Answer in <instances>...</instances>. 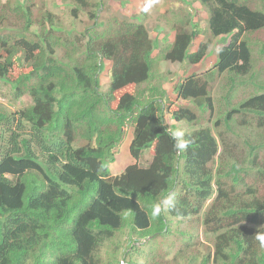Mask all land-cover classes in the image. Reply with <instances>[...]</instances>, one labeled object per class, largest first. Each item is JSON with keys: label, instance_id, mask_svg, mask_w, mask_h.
Returning <instances> with one entry per match:
<instances>
[{"label": "trees", "instance_id": "16d2710c", "mask_svg": "<svg viewBox=\"0 0 264 264\" xmlns=\"http://www.w3.org/2000/svg\"><path fill=\"white\" fill-rule=\"evenodd\" d=\"M196 1L208 8L210 36L229 38L205 71L228 78L217 102L226 100L229 110L213 125L220 151L210 128L196 127L197 115L186 106L170 116L189 124L182 138L164 119L169 101L200 113L215 106L207 78L194 68L210 41L188 53L198 33L193 27L178 29L162 58H153L156 45L145 26L118 17L125 0H52L69 24L50 9L38 10L34 21L31 4L16 7L22 29L0 15V81L14 98L31 101L0 113V264H102L95 252L121 229L153 239L166 235L169 222L195 216L215 238L211 262L204 257L199 264H264L257 239L264 235V71L252 66L244 38L264 34V10L239 0ZM31 23L40 27L37 41L26 36ZM157 60L187 63L195 74L171 81L172 93L165 92L160 79L153 81L163 75L154 70ZM248 87L246 99L230 95ZM127 125L132 163L111 176ZM182 141L191 144L174 147ZM116 250L105 264H119Z\"/></svg>", "mask_w": 264, "mask_h": 264}, {"label": "rangeland", "instance_id": "374dc122", "mask_svg": "<svg viewBox=\"0 0 264 264\" xmlns=\"http://www.w3.org/2000/svg\"><path fill=\"white\" fill-rule=\"evenodd\" d=\"M59 3V1H55ZM159 2L155 0L150 2V7L154 8V13L157 11L156 4ZM239 2L247 3L251 8L257 10H264L263 4L264 0H239ZM20 4H31L32 12L34 13V21H39L38 17V10H41L42 14L47 9L52 10V12L57 13L60 18L63 17L62 21L69 24L68 20H64L65 16L62 12V9L58 10L54 6H52V0H34V2H30V0H0V15L3 16V19L8 23L14 24L16 29H22L24 20L16 14V7ZM125 3V2H124ZM192 6L194 9V17L192 24L190 25L193 27L194 30H197L196 37L194 36L193 41L191 43V48L197 45L196 43L201 41V43L210 41V47L207 51L206 59H203L200 62V65L194 66L196 69V74L200 73L202 79L209 82V89L212 93L213 104H215L213 108V112L210 113H200L197 107L193 106L192 104L189 106L190 109L197 115V123L196 127H200L201 125H206L212 131V134L215 136L219 143V151L221 149L219 135L217 133L216 128L213 126L214 121L222 119L225 115V112L229 110L228 102L225 100L221 104V101L218 103L217 99H220L221 94L225 93L223 87L226 86L228 78L222 75H209L206 77L205 71L211 69L212 65H214V59L217 55L218 47L226 41V38H212L207 31V15H208V8L202 4H194ZM182 10H176L174 13H179ZM118 17L120 19H131L134 20V15H130L129 12L124 11V9H120ZM101 13V12H100ZM100 13L98 15H100ZM188 13V12H187ZM41 14V15H42ZM70 21V20H69ZM72 22V21H71ZM70 22V23H71ZM84 22L86 18L84 17ZM146 27H148V31L152 34L155 28V21L151 16L149 19L144 21ZM60 23V22H59ZM78 27V26H76ZM189 29V31H194L193 29ZM80 29V27H78ZM83 27H81L82 29ZM160 28V27H159ZM162 28V27H161ZM160 28V29H161ZM39 29L35 23V25L29 26L26 31V36L29 40L37 41L39 37ZM179 29V28H178ZM203 29L204 31H201ZM7 33V32H4ZM57 33V32H56ZM14 33L11 32L10 35ZM58 35V34H57ZM246 35V34H245ZM261 37V38H260ZM247 42L249 43L250 51H251V60L252 66H255L257 70L264 71V51H261L262 43L260 41L264 39V34L261 36L257 35L256 33H252L250 35H246ZM222 39V40H221ZM196 48V47H195ZM156 53V51H155ZM59 56L62 53H58ZM157 57V56H155ZM156 69H159L163 75L159 78L155 75V82L157 79L160 81H168L165 83L167 88L170 86L171 81L180 82L184 80L186 77L195 74V70L192 68V65L187 63H171V62H164L162 67L158 65V60L156 62ZM161 69V70H160ZM198 69V70H197ZM153 74V73H151ZM150 74V75H151ZM264 76V75H263ZM262 77V76H261ZM260 77V78H261ZM106 83L108 79L106 77L102 78ZM258 81V80H257ZM175 85L171 83V87ZM252 88V86H250ZM247 88L246 91L243 89L240 90H232L230 95H234L236 100L246 99V97L253 92V89ZM12 89L8 87L3 81H0V113L4 112L7 115L11 113H15L19 110L24 109L27 107L31 101L27 95L20 97L19 99L14 98L11 95ZM261 92V91H260ZM218 105H222L217 108ZM236 118V117H235ZM182 125H189L187 122H183ZM128 130L124 133L122 140L120 141L119 145H117V150H114L113 153L115 154V162L109 165L111 173L113 172H120L122 171L127 165L131 164L130 156L128 154V150L126 149V141L127 138L130 137V133L132 131L131 125H128ZM25 131L24 133H30V126L28 124H24ZM223 129L222 126L219 129ZM250 130V129H249ZM174 135L177 132L180 133L179 128L172 129ZM245 129H240V133H244ZM226 140L231 143L233 140V136L222 133ZM177 136V135H176ZM239 145V144H238ZM218 151V154H219ZM146 152V151H145ZM144 152V153H145ZM148 159V158H146ZM150 161V159H148ZM217 160V158H216ZM215 166V164H214ZM128 214V213H124ZM166 235H156L155 238L146 237V238H139V235L136 233L132 234L129 231L128 227L121 229L119 232L115 233L114 237L111 240H107L96 252L95 255L98 259L101 260L102 264H105V260L107 256L110 254L111 251H115L118 249L117 259L119 264H127L128 262H134L136 264H199L204 257H209V261L211 262L214 253V240L215 238L212 235H208L204 232V228L201 224V218L198 216L192 217L187 221H177L173 220L168 223V232H163ZM131 235V236H130ZM136 238H138L136 240ZM149 242V240H151ZM141 242L144 245H136V243ZM188 243V244H187ZM131 247H134L132 249ZM117 251V250H116Z\"/></svg>", "mask_w": 264, "mask_h": 264}, {"label": "crops", "instance_id": "0c3cea01", "mask_svg": "<svg viewBox=\"0 0 264 264\" xmlns=\"http://www.w3.org/2000/svg\"><path fill=\"white\" fill-rule=\"evenodd\" d=\"M152 1L155 2V0H125L124 11L129 12L130 15H134L135 17L134 21L143 24L147 30L148 27H146L144 21H146V19H149L151 16L153 17V20L156 23L154 32L152 31L151 34L148 31V34L150 38L154 41L156 46L154 47L155 50H153L151 56L155 58V56L160 55L162 58V54H163L161 53L162 48L172 43L174 35L177 32L178 28L189 31L188 28L191 27L190 25L192 24L194 17V9L192 8V6H195L194 4H199V3L196 0H158L159 2H157L156 4L157 11L154 13V8H151L149 5L150 2ZM176 10L177 11L182 10V11H179V13H174ZM159 27L162 28L160 29ZM200 43L201 41L197 42L196 43L197 45H195L192 48L190 45L188 49V53L195 52L197 46ZM215 61L216 60L214 59V63ZM163 63H164L163 60H158L159 67L160 66L162 67ZM198 65H200V63ZM165 83L168 82L167 81L162 82V86L165 89V92L171 91L172 93L173 86L171 87L170 84V86L167 88L165 86L167 84ZM175 105H179V103L175 102ZM168 120L169 119L166 118V121ZM169 124L171 128H174L180 126L181 122L175 123L174 121L172 122L170 121ZM120 172L117 173L113 172L112 174L116 175L119 174Z\"/></svg>", "mask_w": 264, "mask_h": 264}, {"label": "clouds", "instance_id": "9594fccd", "mask_svg": "<svg viewBox=\"0 0 264 264\" xmlns=\"http://www.w3.org/2000/svg\"><path fill=\"white\" fill-rule=\"evenodd\" d=\"M226 38V41H224V42H227L228 40H229V38L227 37V36H221V37H218V38ZM216 39V38H215ZM222 44H223V42H222ZM221 44V45H222ZM209 49V48H208ZM208 49H207V51H208ZM218 50V49H217ZM196 51V50H195ZM206 57H207V52H206V55H205V57L203 58V59H206ZM216 57H217V55H216ZM202 59V60H203ZM215 60H216V58H215ZM169 62V61H168ZM171 63H174V62H171ZM177 63H179V62H177ZM215 64V63H214ZM214 65H212V67H213ZM212 67H211V69H212ZM154 70H155V67H154ZM173 105V106H172ZM191 104L190 103H186V104H179V105H175V101H169V105H165L164 106V109H167V108H169V110H168V113H165L164 114V119H165V123H166V125H168V127L171 129V132H172V129H178L179 128V130H180V133L179 132H177L176 133V135H177V137H179V138H182L183 137V135L184 134H186V132L187 131H189V129H190V126L189 125H182L181 126V124L183 123V122H181V124H180V126H178V127H174V128H171V126H170V124H169V122L171 121H174V120H171V118H170V116H171V113H173L174 111H176L177 109H179L180 107H185L186 106V109H190V106ZM171 106H172V109H171ZM191 110V109H190ZM167 116V117H166ZM166 118H168L169 120L168 121H166ZM175 122V121H174ZM168 123V124H167ZM175 123H177V122H175ZM128 125L125 127V128H123V132L124 133H126L127 132V130H128ZM131 129H132V126H131ZM173 133V132H172ZM131 137H132V131H131V133H130V137L129 138H127V141H126V149L128 150V147H129V144H130V141H131ZM191 144V142L190 141H182V142H179V143H177V144H174V147L175 148H178V149H180V150H185V149H187L188 147H189V145ZM119 145V144H118ZM116 150H117V148H116ZM114 156H115V154H114ZM130 160H131V162H132V159L130 158ZM113 164V163H112ZM130 165V164H129ZM128 166V165H127ZM109 170H110V168H109ZM124 170V169H123ZM122 170V171H123ZM121 171V172H122ZM120 172V173H121ZM119 173V174H120ZM110 174H111V176H116V175H118V174H116V175H113L112 173H111V171H110ZM160 212V209H159V207L158 206H155V209H154V215H156V214H158ZM257 239H259L262 243H264V235H259L258 237H257Z\"/></svg>", "mask_w": 264, "mask_h": 264}]
</instances>
